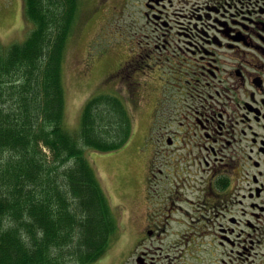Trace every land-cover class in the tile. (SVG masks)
I'll return each instance as SVG.
<instances>
[{
  "label": "flooded vegetation",
  "instance_id": "flooded-vegetation-1",
  "mask_svg": "<svg viewBox=\"0 0 264 264\" xmlns=\"http://www.w3.org/2000/svg\"><path fill=\"white\" fill-rule=\"evenodd\" d=\"M123 1L144 23L113 78L137 106L148 74L158 101L119 264H202L209 237L219 264L243 261L264 237V0Z\"/></svg>",
  "mask_w": 264,
  "mask_h": 264
},
{
  "label": "trees",
  "instance_id": "trees-1",
  "mask_svg": "<svg viewBox=\"0 0 264 264\" xmlns=\"http://www.w3.org/2000/svg\"><path fill=\"white\" fill-rule=\"evenodd\" d=\"M80 0H23L31 25L0 43V264H95L117 220L87 150L122 149L134 129L121 94L88 99L67 130L63 66Z\"/></svg>",
  "mask_w": 264,
  "mask_h": 264
},
{
  "label": "rangeland",
  "instance_id": "rangeland-1",
  "mask_svg": "<svg viewBox=\"0 0 264 264\" xmlns=\"http://www.w3.org/2000/svg\"><path fill=\"white\" fill-rule=\"evenodd\" d=\"M128 5L125 8L123 0H80L78 19L67 45L62 71L66 104L64 125L67 130L74 132L78 129L80 111L88 99L99 94H114V91L123 96L134 123L133 134L122 149L101 155L92 150L84 153L95 168L107 197L111 199L118 221L119 233L108 249L110 254L105 264H119L121 252L127 258L126 248L129 243L125 245L124 241H119V236L128 232L130 213L145 210L143 181L147 158L152 152L139 153V149L150 134L153 110L158 101L157 84L148 81V74L138 80L140 86L137 101L140 104L137 106L132 104L128 91L122 88L118 78H113L118 65L127 58L129 34L138 32L144 23L140 5ZM23 13V0H0L2 46L21 43L30 33L31 25ZM144 34L149 35L150 28L144 29ZM146 71L150 72L148 69ZM210 239L201 240L204 244L201 247L200 262L219 264L222 250L214 246V249L211 248ZM253 241V249L249 248L248 254L241 256L243 261L234 253L229 257L232 261L227 264H264V237L260 243H257L256 238Z\"/></svg>",
  "mask_w": 264,
  "mask_h": 264
}]
</instances>
